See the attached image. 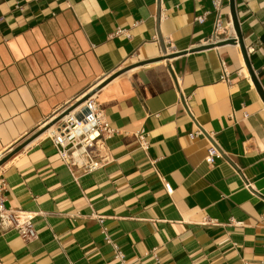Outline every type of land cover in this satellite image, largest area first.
<instances>
[{
	"label": "crops",
	"instance_id": "crops-1",
	"mask_svg": "<svg viewBox=\"0 0 264 264\" xmlns=\"http://www.w3.org/2000/svg\"><path fill=\"white\" fill-rule=\"evenodd\" d=\"M235 8L253 74L210 44L235 38L230 0L218 34L214 0H0V153L24 145L0 172L37 233L0 228L3 264H264V0ZM87 92L117 132L75 179L38 132Z\"/></svg>",
	"mask_w": 264,
	"mask_h": 264
},
{
	"label": "built area",
	"instance_id": "built-area-1",
	"mask_svg": "<svg viewBox=\"0 0 264 264\" xmlns=\"http://www.w3.org/2000/svg\"><path fill=\"white\" fill-rule=\"evenodd\" d=\"M222 0H214V7L218 11L216 20V34L223 28L222 16L219 13ZM205 16L198 17V21L203 22ZM125 34L124 29H118L114 35ZM226 38H221L216 41H224ZM239 45V44H238ZM168 54L169 51H168ZM222 74L220 79L229 82V71L223 58L220 57ZM242 74L241 70L238 71ZM264 90V86H262ZM83 108L79 111L72 110L50 127V133L47 137L52 141L59 156L70 169L75 179L77 170L83 174H88L97 171L105 166L110 157L107 152L106 140L111 138L116 132L115 129L106 119L102 110L96 101L94 95L88 97L82 102ZM139 145L144 150L149 148L148 134L145 131L137 132ZM204 136V130L201 127L190 134L191 138ZM5 153V152H4ZM4 153H0V160L4 158ZM222 153L217 146L210 143L207 149L205 161L209 165H214L216 160L222 158ZM168 193H172L173 189L169 184H166ZM7 183L0 172V228L3 230H15L25 240H31L36 237V228L34 225L35 214L22 209L9 208L6 205ZM102 220V218H100ZM115 256L123 259V253L118 247L113 244ZM123 261V260H122ZM0 264H3L0 259Z\"/></svg>",
	"mask_w": 264,
	"mask_h": 264
},
{
	"label": "water",
	"instance_id": "water-1",
	"mask_svg": "<svg viewBox=\"0 0 264 264\" xmlns=\"http://www.w3.org/2000/svg\"><path fill=\"white\" fill-rule=\"evenodd\" d=\"M230 10H231V16H233V23H234V28H235L237 36L235 38H232V39L227 40V41L229 42V44H239L240 49H241V53H243V55H244L246 65H247L249 71L252 72V74H253L254 72L251 71V69H250V64L248 61V53H246V48H245L243 36L240 34L238 17L236 16L235 0H230ZM159 42H160V46H161L163 54L169 55L168 50L165 46V43H164V40H163V37L161 34H159ZM254 80H255L256 89L259 91V94H260V96L264 102V90L262 89V86L260 85V83L255 79V77H254ZM90 96H91V94H89V96H85V98H83L82 101H85ZM61 118H57V120H55L54 123H57ZM23 147H24V145L18 146V148H16V150H14V152H11V154H8L4 158H2L0 160V166L3 165L6 161H8L15 153L20 151Z\"/></svg>",
	"mask_w": 264,
	"mask_h": 264
},
{
	"label": "bare ground",
	"instance_id": "bare-ground-1",
	"mask_svg": "<svg viewBox=\"0 0 264 264\" xmlns=\"http://www.w3.org/2000/svg\"><path fill=\"white\" fill-rule=\"evenodd\" d=\"M230 29L232 30V27H231ZM232 37H236V35L233 34ZM228 39H229V38H228ZM228 39H224L225 41H224L223 43H225V44H229V42L226 41V40H228ZM219 42H220V41H216V42H212V43H210V44H211V46H215V47H216V46L218 45ZM87 93H88V92H87ZM87 93H86V94H87ZM89 94H91V93H88L87 95L84 94V95L80 96L75 102H73L72 104L68 105V106L65 107L63 110H61L55 118H53L50 122H48L47 124H45V125L43 126V128H41V130L38 132V133H39L38 135H40L41 133H42V134H41L42 137L48 135V134L50 133V130H51L50 127H52L53 123L55 122V120H57V118H61V117H63L64 114L69 113V112H71L72 110H75V111H79V110H81V109L83 108V104H82L83 101H82V100H83V98H85L84 96H89ZM17 148H18V147H17ZM15 150H16V149H15ZM11 152H14V150H12ZM11 152H9L8 154H11ZM8 154H6L5 156H7ZM12 159H13V157L10 158L8 161H6V162L4 163V165H1V166H0V171H1V169H2L5 165L9 164V163L12 161Z\"/></svg>",
	"mask_w": 264,
	"mask_h": 264
}]
</instances>
